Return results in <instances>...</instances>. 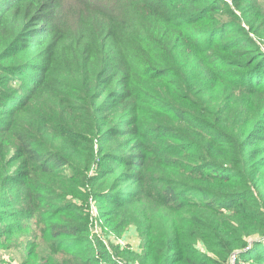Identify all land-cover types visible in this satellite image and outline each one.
I'll use <instances>...</instances> for the list:
<instances>
[{
	"label": "trees",
	"instance_id": "trees-1",
	"mask_svg": "<svg viewBox=\"0 0 264 264\" xmlns=\"http://www.w3.org/2000/svg\"><path fill=\"white\" fill-rule=\"evenodd\" d=\"M6 216L25 264H264L263 5L0 0Z\"/></svg>",
	"mask_w": 264,
	"mask_h": 264
},
{
	"label": "rangeland",
	"instance_id": "rangeland-1",
	"mask_svg": "<svg viewBox=\"0 0 264 264\" xmlns=\"http://www.w3.org/2000/svg\"><path fill=\"white\" fill-rule=\"evenodd\" d=\"M263 5L264 9V0H250L251 5L255 3ZM232 9L235 10L240 16L241 13L235 9V6L231 5ZM121 190L129 191L128 186H122ZM28 205V204H26ZM99 204L91 203L90 215L93 231L99 235L103 236L106 234L108 228H103L104 223L103 219L99 217ZM22 216H17V218H12V216H6L1 220L0 231L3 233V239L0 238V264H25L26 261L31 260L35 262L39 260L42 256H48L49 251H47V243L44 238L40 236V232L36 227H24L20 230L16 229L19 225H15L17 221H21ZM32 223L29 225H35L34 222L37 221V218H30ZM13 224V229L10 227ZM102 229L103 231H101ZM104 232V234H103ZM138 231L135 224H127L123 231L117 234H111V239L114 243L120 241L122 244H130L136 250L140 249V239L138 236ZM31 239L37 240L34 245L37 252H31L32 249L27 245H30ZM253 247L250 245V248ZM249 248V249H250ZM238 256V254H237Z\"/></svg>",
	"mask_w": 264,
	"mask_h": 264
},
{
	"label": "built area",
	"instance_id": "built-area-1",
	"mask_svg": "<svg viewBox=\"0 0 264 264\" xmlns=\"http://www.w3.org/2000/svg\"><path fill=\"white\" fill-rule=\"evenodd\" d=\"M238 259L236 253L230 258L229 264H237Z\"/></svg>",
	"mask_w": 264,
	"mask_h": 264
}]
</instances>
